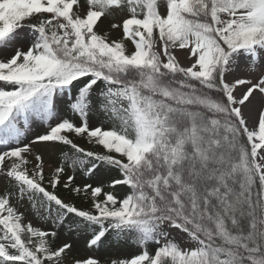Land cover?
I'll return each mask as SVG.
<instances>
[{
  "label": "snow or ice",
  "instance_id": "snow-or-ice-1",
  "mask_svg": "<svg viewBox=\"0 0 264 264\" xmlns=\"http://www.w3.org/2000/svg\"><path fill=\"white\" fill-rule=\"evenodd\" d=\"M0 264H264V0H0Z\"/></svg>",
  "mask_w": 264,
  "mask_h": 264
},
{
  "label": "rangeland",
  "instance_id": "rangeland-1",
  "mask_svg": "<svg viewBox=\"0 0 264 264\" xmlns=\"http://www.w3.org/2000/svg\"><path fill=\"white\" fill-rule=\"evenodd\" d=\"M45 160H46V164H54L56 162L55 156H52L51 158H49L47 154H45ZM78 182H79V179H78ZM80 254H85V249L83 248L82 242L80 246ZM96 254L100 255L101 257H105L109 255L110 252L107 249H102V250H98Z\"/></svg>",
  "mask_w": 264,
  "mask_h": 264
}]
</instances>
